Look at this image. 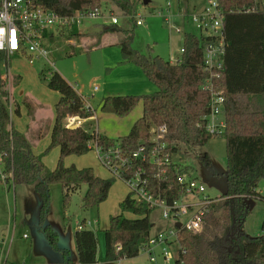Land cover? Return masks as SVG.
Segmentation results:
<instances>
[{
  "label": "trees",
  "instance_id": "1",
  "mask_svg": "<svg viewBox=\"0 0 264 264\" xmlns=\"http://www.w3.org/2000/svg\"><path fill=\"white\" fill-rule=\"evenodd\" d=\"M102 0H32L35 5L52 9L62 15L76 11L102 8ZM131 14L132 0H111ZM224 13L226 48L224 67L219 83L224 90V132L211 134L204 116L210 109V94L202 89L208 77L204 69L203 45L210 36L185 33L184 52L179 62L165 60L159 55L147 56L131 47L133 33L118 24H104L101 31L120 33L118 45L123 59L139 65L157 85V90L144 95H110L103 99L102 109L118 115L128 114L141 99L143 114L130 132L118 140H111L95 129L81 125L66 126L70 115L89 118L84 101L77 90L59 73L48 77L49 88L60 98L55 106V120L51 131V145L60 148V160L55 169H49L42 157L36 154L23 133L13 127L8 106V78L0 72V160L8 181L15 185L31 184L42 195L43 209L48 210L49 186L59 182L63 187L64 201L84 184L85 208L99 205L110 191L112 181L95 174L92 167L65 166L63 158L70 154H83L97 142L103 148L119 146L123 156L130 157L143 141L150 143L153 135L166 126L165 139L173 153L184 146L195 152L214 136H224L227 148L225 177L227 190L214 197L204 215L201 232L193 233L177 226L180 245L176 264H264V234L252 238L244 230L248 214L247 200L260 197L257 189L264 178V0H219ZM188 0H179V9L187 13ZM255 10H249L251 8ZM107 9L106 7H104ZM110 12H113L112 10ZM80 38L84 35L79 26H73L59 34L60 37ZM24 54L31 58L30 54ZM8 61V55L0 52V62ZM13 99V98H12ZM201 160L209 165L208 154ZM149 178L150 189L168 203L184 194L177 178L189 174L187 168L172 162L163 166L137 162ZM161 168L166 172L160 173ZM160 177L157 178V174ZM121 212L110 217L105 230L106 264H117L122 258L138 256L152 236L151 208L132 192L120 203ZM126 213L134 216L128 217ZM81 226V227H80ZM75 231L78 260L81 264H96L99 252V233L79 222ZM50 245L59 249V235L50 225L40 222ZM120 246L118 249L117 246ZM65 256L68 251L63 250ZM71 264V260L67 259Z\"/></svg>",
  "mask_w": 264,
  "mask_h": 264
},
{
  "label": "rangeland",
  "instance_id": "2",
  "mask_svg": "<svg viewBox=\"0 0 264 264\" xmlns=\"http://www.w3.org/2000/svg\"><path fill=\"white\" fill-rule=\"evenodd\" d=\"M209 2L210 0H188L187 13L180 12L179 0H149L148 3L144 0H132L131 14L111 0H102L100 4L102 3L106 15L112 10L119 17L118 26L133 33L131 47L134 50L147 56L159 55L174 62L182 57L184 34H200L197 25L192 21V14L200 12ZM168 3L171 5L168 6ZM138 16L143 20L142 25L135 22ZM103 20L106 18L87 19L80 26L84 30L86 24L90 26L94 23L99 32L104 28L102 24H108L103 23ZM97 36L88 38L87 44H83V37H68L67 34L55 37L56 40L48 39L45 43L51 50L49 61L41 57L31 63L24 58L22 60L28 64H23L21 69H10L6 60L0 62L3 77L10 74L7 90L9 91L10 86L12 94H9L8 105L12 96L11 108L14 109L11 120L21 121L24 131L28 129V141L32 148L36 147L34 152L42 157L49 169H55L60 160V148L51 145V136L48 133L51 108L55 109L60 98V94L48 86V77L52 72L61 73L78 93L85 96H90L94 86L99 85L100 90L90 99L94 109L93 117H79L74 125H81L89 130L95 129L114 141L128 134L142 116L143 101L140 99L128 114L118 115L102 109L103 99L112 94L142 96L157 90L154 80L150 79L139 65L123 59L118 44H104L116 41V36L120 37V33L111 31L104 39ZM181 147L173 155V161L187 168L190 176L206 187L204 195L193 196V199L223 195L227 190L225 172L228 159L225 137L214 136L204 146L196 148L195 152L185 150L183 145ZM205 153L208 154L209 165L201 160ZM100 158L96 147L83 154H70L63 158L65 166L75 165L79 169L92 167L96 175L112 181L107 198L99 205L87 208L83 206L86 184L71 193L66 202L62 184H50L48 210L45 211L42 195L33 185H15L12 180L6 182L1 176L3 167L0 168V233L5 231L7 234L9 231L8 245L4 249V260L8 261V264L27 260L31 253L33 258L36 254L43 257L48 255L49 250L52 251L45 233L40 229L41 220L50 225L58 235L66 230L72 231L74 227L78 228V222L85 220L86 226L97 230L99 239L106 242L105 230L110 225V217L121 212L120 203L130 193V188L122 178L115 176ZM257 191L260 197H250L247 200L248 214L244 224L245 232L252 238L264 234V178L259 182ZM126 215L134 216L131 213ZM190 216L191 214H188L183 218L189 220ZM150 220L154 224L153 234L169 228L175 230L174 224L177 221L174 216L164 218L163 209L159 207L153 209ZM25 235L29 238H25ZM31 245L35 249L29 252ZM179 248L177 240L168 246L171 254L169 261H165L160 254L161 246H156L151 253L142 250L141 254L147 255L151 262L150 256L154 255L156 260L151 264H176ZM55 252L53 250L51 255Z\"/></svg>",
  "mask_w": 264,
  "mask_h": 264
},
{
  "label": "built area",
  "instance_id": "3",
  "mask_svg": "<svg viewBox=\"0 0 264 264\" xmlns=\"http://www.w3.org/2000/svg\"><path fill=\"white\" fill-rule=\"evenodd\" d=\"M170 5L168 3V6ZM255 9L254 7L249 10ZM100 18L108 19V21H104L109 24L119 23L117 15L113 12L106 15L102 8L85 12L78 10L72 15H62L52 9L35 5L32 0H0V52H5L9 57L14 53L24 54V51H26L31 56L29 59L31 62L41 57L49 61L48 55L51 50L47 47L46 40L57 37L66 29L75 25L80 27L87 19ZM192 21L197 25L200 33L204 36H210L203 45L204 69L208 72V77L204 81L202 89L210 94V109L204 118L208 131L213 135H219L224 132L225 127V96L219 81L222 78L226 48L224 13L220 1L210 0L200 12L192 14ZM135 22L137 25L143 24L140 16L136 18ZM181 52H184L183 47ZM179 60L177 59L174 62H179ZM98 89L99 86L95 85L93 91L95 92ZM80 96L84 101L86 110L93 114L94 109L88 98L82 94ZM11 100H13L12 96ZM11 100L8 106L12 116L14 109L11 108ZM77 119H79L77 115L67 116L65 119L66 126H73ZM165 132L166 126H162L153 135L150 143L141 142L130 157L123 156L119 146L106 149L95 142L94 147L97 148L100 159L107 164L115 176L122 178L127 183L130 192L136 198L145 201L151 208H162L164 218L176 217L175 230L169 228L166 231L152 234L143 249L151 253L156 246H161L160 254L163 255L165 261H169L171 254L168 246L175 240L178 241L176 223L180 222L181 226L190 232H201L208 205L215 199L209 196L193 199V196L204 195L206 187L202 182L190 176V173L178 175L177 180L183 186L184 194L172 203H168L166 199L152 193L145 169L139 164L135 165V161L148 162L159 167L174 162L173 155L175 153L172 152L171 144L164 138ZM1 167L3 165L0 160ZM164 172H166V168H161L160 173ZM160 173L157 174V178L160 177ZM8 175L2 171L1 176L6 182L8 181ZM188 214H191L190 219L185 220L183 217ZM24 237H27V235ZM172 237H175V239H172ZM117 248L119 249L120 246L118 245ZM150 259L152 262L156 260L154 255H151Z\"/></svg>",
  "mask_w": 264,
  "mask_h": 264
},
{
  "label": "crops",
  "instance_id": "4",
  "mask_svg": "<svg viewBox=\"0 0 264 264\" xmlns=\"http://www.w3.org/2000/svg\"><path fill=\"white\" fill-rule=\"evenodd\" d=\"M106 20L108 21V19H106ZM102 22L104 23L105 21L103 20ZM104 24H102V26H104ZM86 25H85L84 30L81 26L79 27L80 32L84 33V35L82 37L84 38L85 42H83V44H85V43L87 44V40H88V38H91V36L94 37L95 35H98L97 38L99 37V38L104 39L107 37L106 35L109 33V32H105V31H99L98 32L95 28L94 23L91 24L90 26H86ZM50 39L56 40L55 37H52ZM119 39H120V37L116 36V39H115L116 41L104 42V44H108V43L118 44ZM91 41H94V40H91ZM12 56H16V58L12 59L11 58ZM24 58L28 59V56H26L25 54H22V53L12 54L11 56L8 57V62H9L8 67H10V69L11 68L13 69L14 67L21 69L24 66L23 64H26V63L28 64V62H25V60H22ZM12 61H13V63H11ZM33 62H31V63H33ZM12 64H13V66H12ZM7 78L9 81L10 80V74L9 73H8ZM99 90H100V87L97 91H99ZM97 91H95V92H97ZM9 92L12 94V90H10V86H9ZM95 92L93 91L90 96H86L89 101H90L91 97L94 96ZM79 94H82V93H79ZM82 95H84V94H82ZM112 95H120V94H112ZM11 118H12V116H11ZM50 118L51 119L49 122L48 133L51 136V131H52V127H53L52 125L54 124L53 121L55 120V109H54V107L51 108ZM12 123H13V127L15 129H17L21 133L24 132L23 134L28 140V135H27L28 129L26 131H24V129H23L24 126H22V124H21L22 122L15 120V121H12ZM35 148L36 147H33L34 150H35ZM78 224H79V222H78ZM75 231H76V227H74V230H72V231L66 230L63 233H59V240H58L59 249L52 248V251L53 250L56 251L55 254L51 255L52 251L49 250L48 255H46V256L39 257L38 256L39 254H36L32 258L33 254L31 253L29 259H27V260L24 259V261H22V262L18 261L19 263L11 262L10 264H69L67 259L71 260V264H81L78 260V252H77L76 243H75V236H74ZM8 233H9V231H7V234L5 231L0 233V264H8V261L4 260L5 259L4 249L7 247L8 239H9ZM25 238H29V237L27 236ZM30 247L31 248H30L29 252H32L33 249H35V248L33 245H31ZM63 250L68 251L67 257L65 256V253H63ZM106 263H107V260H106V242L104 243L102 241V239L100 238L99 239L98 262L96 264H106ZM151 263H153V262L148 260V256L142 255L141 253L136 257H132V258H126L125 257V258L120 259L117 262V264H151Z\"/></svg>",
  "mask_w": 264,
  "mask_h": 264
},
{
  "label": "water",
  "instance_id": "5",
  "mask_svg": "<svg viewBox=\"0 0 264 264\" xmlns=\"http://www.w3.org/2000/svg\"><path fill=\"white\" fill-rule=\"evenodd\" d=\"M144 2H145V3H148L149 0H144ZM71 127L74 128V127H76V125H73V126H71ZM176 226H181V223H180V222H177V223H176Z\"/></svg>",
  "mask_w": 264,
  "mask_h": 264
}]
</instances>
